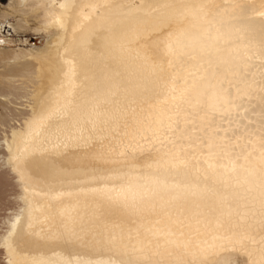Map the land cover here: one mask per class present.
Listing matches in <instances>:
<instances>
[{
  "label": "bare ground",
  "instance_id": "obj_1",
  "mask_svg": "<svg viewBox=\"0 0 264 264\" xmlns=\"http://www.w3.org/2000/svg\"><path fill=\"white\" fill-rule=\"evenodd\" d=\"M17 3L57 32L2 140L7 264H264V0Z\"/></svg>",
  "mask_w": 264,
  "mask_h": 264
},
{
  "label": "rangeland",
  "instance_id": "obj_2",
  "mask_svg": "<svg viewBox=\"0 0 264 264\" xmlns=\"http://www.w3.org/2000/svg\"><path fill=\"white\" fill-rule=\"evenodd\" d=\"M17 2L18 0H0V38H2L1 35L6 38L5 44L0 45V84L4 83L7 85L10 83V86L17 88V92L12 91L14 96L11 94L6 100L4 97H0V166L2 163L4 165V157L7 155V152L4 151L5 148L1 149V147H5L4 144L2 146V140L5 142L6 138L10 139L7 134L11 135L13 128L18 129L21 127L22 120L29 115L30 111H32L31 109L35 106L36 100L41 95L38 94V96L37 93L41 91L43 85L42 92H45L51 80L48 74H45V71H41L45 70V65L42 64L39 67L38 59L56 48V45L53 44L56 38L55 33L57 32L56 24L54 22L48 25L44 24L45 21L41 17L40 10L32 8L31 4L20 5ZM21 50L26 52H21ZM26 65H33V67L39 68V71H37L39 75H35V80L38 78V81H40L38 86H35V82L38 83L37 80L30 82L21 75V71ZM34 87L38 88V91ZM29 91L33 95H27ZM17 191L13 176L9 175L6 170H0V200H2L0 203V264H7V258L3 254L5 247H2L1 236H3V232L5 233L4 230L8 228L7 223L4 222L7 221L6 218L8 217L10 221L13 218L11 216L19 210L18 204L20 205V202L17 199L19 191ZM8 196L12 197V199H8ZM5 208L13 211H8Z\"/></svg>",
  "mask_w": 264,
  "mask_h": 264
},
{
  "label": "built area",
  "instance_id": "obj_3",
  "mask_svg": "<svg viewBox=\"0 0 264 264\" xmlns=\"http://www.w3.org/2000/svg\"><path fill=\"white\" fill-rule=\"evenodd\" d=\"M2 36V38H0V45H3V44H5V37H3V35H1Z\"/></svg>",
  "mask_w": 264,
  "mask_h": 264
}]
</instances>
